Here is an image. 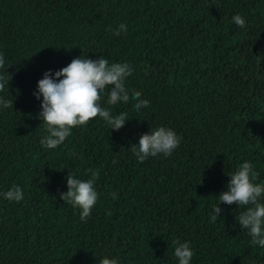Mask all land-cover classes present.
<instances>
[{
    "label": "trees",
    "instance_id": "1",
    "mask_svg": "<svg viewBox=\"0 0 264 264\" xmlns=\"http://www.w3.org/2000/svg\"><path fill=\"white\" fill-rule=\"evenodd\" d=\"M122 22L127 32L113 35ZM0 53L13 77L0 92L13 101L0 107V193H24L0 195V264H178L175 240L191 242V264H264L236 220L246 207L221 204L210 222L240 164L264 183V0H0ZM80 56L131 63L129 102L109 105L112 86L101 100L129 120L116 130L97 117L46 149L33 93ZM133 91L150 107L137 112ZM160 126L180 146L138 162L131 145ZM89 170L101 195L84 222L60 194L69 172L86 181Z\"/></svg>",
    "mask_w": 264,
    "mask_h": 264
},
{
    "label": "clouds",
    "instance_id": "2",
    "mask_svg": "<svg viewBox=\"0 0 264 264\" xmlns=\"http://www.w3.org/2000/svg\"><path fill=\"white\" fill-rule=\"evenodd\" d=\"M233 21L237 26L245 27V19L239 14L233 17ZM122 32H127V24L124 22L120 23L112 34L119 36ZM5 63V56L0 53V69L5 68ZM134 71V67L127 61L110 64L104 57L93 60L84 56L74 58L67 66L57 70L54 76L51 70L46 71L43 78L38 81V91L33 93L37 99L43 97L42 111L39 116L48 134L42 136L41 146L46 149L59 147L72 134L73 128L86 126L97 117L104 120L110 129L123 128L129 120L127 113L113 115L111 109L101 105V100L105 90L112 86L107 103L109 105L128 103L130 96L126 79ZM12 78L8 70L0 71V92L10 85ZM131 99L136 101L134 109L137 112L141 108L150 107V101L141 98L139 91H133ZM0 107L11 108L13 101L0 96ZM181 140L182 137L172 128L160 126L142 134L138 144L131 145V150L137 161L142 163L158 154L170 156L180 146ZM113 163L117 161L114 160ZM89 171H91V178L86 181L77 178L75 173L69 172L68 191L60 194L66 203L82 210L80 219L84 222H87L101 195L95 187L99 179V171ZM230 177L227 190L222 191L218 196L220 203L212 207L210 222L215 223L219 218L222 212L221 204L236 203L239 207H246L245 211L236 216V220L252 237L250 243L253 246L264 247V202H262L264 201V183L256 182L259 173L249 161L240 164ZM0 195L9 201L20 202L24 199L23 190L18 185H13ZM111 195L114 199L116 198V193ZM108 214L111 215V213ZM173 244L176 245L174 255L178 264H191L194 255L191 242L181 243L175 240ZM99 264H119V260L105 256L99 259Z\"/></svg>",
    "mask_w": 264,
    "mask_h": 264
}]
</instances>
